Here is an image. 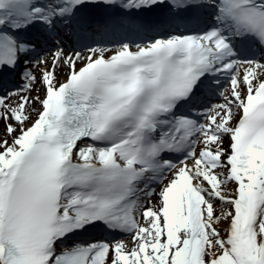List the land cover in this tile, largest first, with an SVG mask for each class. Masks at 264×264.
I'll list each match as a JSON object with an SVG mask.
<instances>
[{
	"label": "snow or ice",
	"instance_id": "1",
	"mask_svg": "<svg viewBox=\"0 0 264 264\" xmlns=\"http://www.w3.org/2000/svg\"><path fill=\"white\" fill-rule=\"evenodd\" d=\"M0 264H264V0H0Z\"/></svg>",
	"mask_w": 264,
	"mask_h": 264
},
{
	"label": "bare ground",
	"instance_id": "2",
	"mask_svg": "<svg viewBox=\"0 0 264 264\" xmlns=\"http://www.w3.org/2000/svg\"><path fill=\"white\" fill-rule=\"evenodd\" d=\"M79 66V65H78ZM130 239V238H129Z\"/></svg>",
	"mask_w": 264,
	"mask_h": 264
}]
</instances>
